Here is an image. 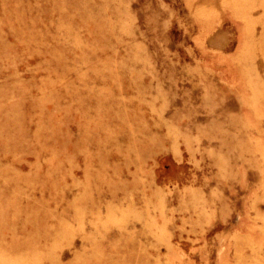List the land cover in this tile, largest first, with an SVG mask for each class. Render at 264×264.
I'll return each instance as SVG.
<instances>
[{
  "label": "rangeland",
  "instance_id": "obj_1",
  "mask_svg": "<svg viewBox=\"0 0 264 264\" xmlns=\"http://www.w3.org/2000/svg\"><path fill=\"white\" fill-rule=\"evenodd\" d=\"M0 264H264V0H0Z\"/></svg>",
  "mask_w": 264,
  "mask_h": 264
}]
</instances>
